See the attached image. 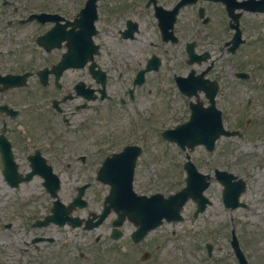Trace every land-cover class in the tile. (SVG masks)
<instances>
[{
    "label": "flooded vegetation",
    "instance_id": "flooded-vegetation-1",
    "mask_svg": "<svg viewBox=\"0 0 264 264\" xmlns=\"http://www.w3.org/2000/svg\"><path fill=\"white\" fill-rule=\"evenodd\" d=\"M179 1L162 0V7L172 10ZM201 3L212 4L206 0H201ZM11 4L0 0V180L7 186L5 173L16 172L24 177L34 170L33 164L45 159L46 165L52 167L60 180V205L70 206L80 191L85 201V204L76 203L74 212L82 220L81 226L66 222L37 228L45 232L32 237L33 250L44 253L46 257H40L36 263L176 264L162 259V249L167 241L190 236L187 228L182 229V223H164L139 242L133 237L136 231L134 224L125 222L121 228L116 227L118 215L112 209L100 225L87 227L88 223L92 225L97 221V218L93 222L90 219L94 218L95 213L103 211L110 190L98 179L104 162L113 158L110 162H116L111 166L116 168L121 158L115 155L135 145L142 148L138 164L148 153L143 135L135 130L144 112L136 113L134 110L139 106L144 108L147 103L144 96L151 92L145 89L147 78L136 88L134 83L136 75L149 60L150 50L136 51L131 46L121 44L135 39L123 35L124 30L134 29L127 26V20L124 28L110 29V39L120 43L107 40L108 24L105 27L97 26L94 40L99 49L94 59L85 58L77 61L76 65L67 62L61 66L64 55L71 50V29L79 30V27L71 25L78 13L48 9L20 11L16 6L9 10L2 9ZM210 7L202 8L211 23L214 10H210ZM101 20L99 17L98 25ZM220 29L218 32L212 31L216 35L211 38L213 42L205 39L204 45L200 39L192 40L196 51L199 46L205 47L203 51H208L212 59L215 50L211 47L218 46V50L224 53V45L230 40L228 21L225 25L222 20ZM176 32V42L172 39L169 43L164 42L163 38L162 42L181 45L185 50L188 42L182 30ZM220 42L222 45H219ZM107 46L111 47V53H108ZM168 53L169 49L162 48V55ZM176 54H181V51ZM185 63L175 65L181 76L195 70L187 64V60ZM167 65L168 61L162 60V69ZM103 72L106 74L105 98L102 97ZM115 72L118 73L117 81L113 76ZM176 75L178 73L174 77ZM230 77L226 74L218 76L220 90L216 105L225 111L230 110L231 104L232 108L238 109L239 101L236 98L240 94L242 106H251L256 98L261 106L258 108L264 113V81H257L260 78L257 75L234 81ZM23 82H26L25 86L20 85ZM246 96H249L247 101ZM200 100L208 104L204 94H201ZM135 105L138 106L136 109ZM234 116L232 125L235 128L241 125L242 130V112ZM257 126H264V115L260 116ZM139 133L141 136H138ZM39 178L36 175L33 180ZM139 188L149 190L150 184L142 182ZM54 207L55 200L48 196V215L53 213ZM206 224L213 225L210 220L203 222V225ZM223 231V234L215 236L216 240H208L206 251L197 253L198 257L194 258L196 264L263 263L262 251L259 255L256 248L257 240L247 239L243 233H227L225 228ZM202 234L199 227L193 240H198ZM234 243L241 249V256L235 250ZM257 257H260V262L256 260Z\"/></svg>",
    "mask_w": 264,
    "mask_h": 264
},
{
    "label": "rangeland",
    "instance_id": "rangeland-1",
    "mask_svg": "<svg viewBox=\"0 0 264 264\" xmlns=\"http://www.w3.org/2000/svg\"><path fill=\"white\" fill-rule=\"evenodd\" d=\"M19 6H30L32 3L38 2L41 5H49L50 9H65L67 11L76 10L83 0H14ZM143 0H107L102 1L100 4V10L102 12V18L110 23H115V29L122 27L123 22L127 18H131L138 21L141 31L138 34L137 39L131 42L121 43L135 48L136 51H145L144 49H150L153 53H157L162 56V43L159 40V32L154 27L155 21L152 14L149 11H140V5ZM29 3V4H28ZM32 5H38L32 4ZM39 6V5H38ZM217 7V6H214ZM139 8V9H138ZM142 8L148 9L147 3L142 4ZM119 10V11H118ZM124 10V13L121 12ZM111 11L103 14L104 12ZM129 12H133L134 16H128ZM142 12V13H140ZM195 9L188 8L180 18V29L183 34L186 35L193 30V33H197L199 28L203 26L197 23L198 27H194ZM128 16V17H126ZM215 25L220 21L217 13V18L214 19ZM264 25V15L261 14H244L241 19V27L245 32L246 37L255 38L260 25ZM214 26V25H212ZM264 28V26L262 27ZM262 41L257 44L251 42L245 49H240L235 58L226 59V56L218 60L217 69L222 70L224 62L229 65V74L233 75L234 70L237 69L239 63L246 64L247 71H253L252 74L259 76L257 81H264V30H261ZM111 31L107 32V40L120 43V41H112L109 37ZM216 36L208 28H205L204 39L213 40L212 37ZM167 46L171 48L173 56L167 57L169 61L164 70L159 73H153L149 76V88L151 93L144 96L147 100L144 106L149 115V123L145 130L146 143L149 147V155L146 157V161L140 168L136 180L150 182L152 178L157 176L162 186V193L169 194L179 190L185 182V172L183 170V163L185 161V153H182L178 148L161 138L160 133L164 130L165 125L162 122L170 118H174L175 111H178L181 101L174 98L176 90L173 83L170 81V75H172L174 66L178 62L183 64L184 56L178 55V49L180 45ZM201 49V48H200ZM216 51L215 56H218L217 47H213ZM108 53H111V47L107 46ZM159 51V53H158ZM174 58L176 60H174ZM170 74V75H169ZM234 81V79H230ZM239 92V90H237ZM247 97V96H246ZM241 95L238 94L236 100L239 101V107L242 108V101H240ZM254 104L257 107L261 106L256 101ZM229 118L233 121L234 114L238 113L237 109L232 108V104L229 106ZM256 107L252 106L251 110L247 112L250 114ZM249 109V108H248ZM145 110V111H146ZM243 110V109H242ZM241 112V111H240ZM243 112V111H242ZM263 115V113H262ZM162 139V141H161ZM242 146L243 153H241L240 147ZM246 147V148H245ZM241 143L238 139L222 138L217 143L216 149L213 153H208L204 148H197L192 153V159L198 166V169L205 173H214L216 168L222 170H229L237 175L248 172L247 177L251 179L250 189L244 196V200L248 203V209L239 210H227L224 208L221 199V186L218 182H215L211 189L208 191V195L213 198L214 205L208 212V216H211L215 225H201L212 230H220L221 234L224 232L225 226L228 228V232L235 227L240 233L245 234L247 239L252 241L257 240L256 248L264 255V167H258L254 152L247 149V146ZM256 152V151H255ZM260 152V150H259ZM247 155V157L245 156ZM263 168V169H262ZM156 189H159L157 187ZM34 185H24L22 190L9 191L7 190L4 182L0 180V264H32L36 259L40 257H46L42 252L34 253L33 247L30 245V238L34 234L27 219L20 218V215H27V213H45L41 202H45L40 191L34 192ZM34 196L36 198H34ZM33 201V202H32ZM191 210V208H190ZM261 212V213H260ZM18 215V217L16 216ZM207 218V216H206ZM11 222L10 228H5L4 225ZM222 223V225H220ZM201 236H205V232L202 228ZM200 237V236H199ZM255 239V240H254ZM196 241V240H195ZM195 241L192 239H184L179 242L180 248L167 243L166 249L163 251L162 259L168 261H174L177 264H183L181 261V250L192 251V245ZM252 243V242H251ZM261 261L260 257L256 259ZM264 264V256H263Z\"/></svg>",
    "mask_w": 264,
    "mask_h": 264
},
{
    "label": "water",
    "instance_id": "water-1",
    "mask_svg": "<svg viewBox=\"0 0 264 264\" xmlns=\"http://www.w3.org/2000/svg\"><path fill=\"white\" fill-rule=\"evenodd\" d=\"M235 39L237 41H235V44L233 46L234 49L238 46V43L240 41L239 33L235 36ZM153 63L155 64L156 60H154ZM201 114V112H195V117L200 116ZM202 128L204 129L197 130L196 134L200 139L199 142H207L210 139V137L208 136V131L205 130L206 128L204 126H202ZM170 132L171 131L165 132L164 136H170L171 134H174L173 137H179L182 134L183 130L172 131V133ZM219 132L220 130H218V132L214 136L216 137ZM186 169L188 171L189 177L187 179V187H185L182 191L170 196L168 199H165L162 195H155L151 198L141 197V200H137L131 197L129 200L131 203H142L144 207L142 209L129 212L134 213V216H136L140 220H144L145 218L154 219L157 217V212L161 213L162 217H171L175 214L176 216H178L180 210L182 209V206L187 201V199L191 196H201L204 188L208 185V182H205V179L208 176L199 174L192 163H187ZM227 191H232V189L228 188L226 192ZM233 197H236L235 193L233 194ZM204 200L206 199L204 198Z\"/></svg>",
    "mask_w": 264,
    "mask_h": 264
}]
</instances>
